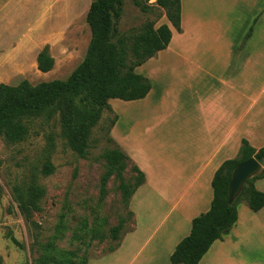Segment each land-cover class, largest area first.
I'll list each match as a JSON object with an SVG mask.
<instances>
[{"label":"crops","instance_id":"crops-1","mask_svg":"<svg viewBox=\"0 0 264 264\" xmlns=\"http://www.w3.org/2000/svg\"><path fill=\"white\" fill-rule=\"evenodd\" d=\"M92 1L0 0V83L52 80L82 30L89 45ZM166 24L169 45L135 69L151 81L149 93L109 100L117 116L110 136L145 174L129 203L134 228L111 256L119 264H170L193 219L211 208L223 162L239 155L243 139L264 147V0H181V30ZM47 45L55 65L42 72L38 55ZM146 123L151 132L169 123L171 140L136 131ZM255 186L264 192V177ZM199 264H264V207L240 203L236 224Z\"/></svg>","mask_w":264,"mask_h":264},{"label":"rangeland","instance_id":"rangeland-1","mask_svg":"<svg viewBox=\"0 0 264 264\" xmlns=\"http://www.w3.org/2000/svg\"><path fill=\"white\" fill-rule=\"evenodd\" d=\"M140 1L145 10L133 0H124L123 13L116 20L117 31L113 37L116 43L124 39L129 64L138 59L132 51L135 38L149 24L158 28L167 20L156 0ZM81 33V41L71 45L68 53L64 52L65 58L55 66L54 75L46 79L65 80L83 61L88 42L84 40L83 30ZM41 79L35 78L32 83L37 84ZM119 101L114 100L121 114L123 107ZM115 117L113 110L103 111L101 119L91 129L85 155L71 147L59 111L27 118L30 132L23 141L7 142L0 135L2 264H36L41 247L49 241H54L61 249L76 250L80 256H88V264H119L111 257L117 249L107 252L116 243L110 235L111 228L124 220L120 232L123 235L134 228L135 217L124 202L120 179L115 172L107 181V195L101 196L102 180L108 171L104 154L116 146L109 135ZM149 130L148 123L141 129L136 127L137 132L154 137L158 142L171 140L169 123L163 131ZM46 163L53 166L49 173L45 171ZM133 166L128 161L122 173L128 183L134 182L137 175ZM34 186L45 190L35 205L30 201ZM240 203L247 205L246 201Z\"/></svg>","mask_w":264,"mask_h":264},{"label":"trees","instance_id":"trees-1","mask_svg":"<svg viewBox=\"0 0 264 264\" xmlns=\"http://www.w3.org/2000/svg\"><path fill=\"white\" fill-rule=\"evenodd\" d=\"M134 3L145 10L140 0ZM148 2L150 0H144ZM124 0H93L87 13V23L91 29V40L83 61L65 79L42 81L37 84L23 80L16 85L0 83V135L7 142L16 143L26 139L30 128L26 119L44 112H60L67 129L71 147L80 155H85L89 147L92 127L101 119L105 109L112 110L109 100H137L144 98L152 88L151 81L135 71L136 67L154 57L165 49L172 37L168 24L158 28L149 24L144 32L135 38L132 51L137 60L127 63V48L124 39L113 41L116 34V20L123 13ZM163 8L171 24L181 30V0H156ZM255 19L247 32L242 47L253 35L258 22ZM55 59L49 46L38 55V68L42 72L53 69ZM117 116L111 124L115 123ZM110 127V130H111ZM110 135V131H109ZM112 142L113 139L110 136ZM116 145V144H115ZM108 171L103 177L101 196L107 195L106 184L115 172L120 179V189L124 202L128 205L136 190L145 182V174L134 165L136 172L134 182L128 183L123 177V170L130 157L118 146L105 152ZM255 157L262 162L264 147L253 148L246 139L242 140L239 155L226 160L219 167L212 180L214 197L211 208L196 216L192 222L191 233L184 237L171 255L172 264H199L216 240H222L238 220V204L246 201L249 208L258 212L264 207V192L257 189L255 181L264 177V169L250 178L243 186L240 195L229 204V182L236 166ZM53 170L50 163L45 164L47 173ZM45 193L44 188L34 186L30 201L33 205ZM133 214V212L131 211ZM125 221L111 228L110 235L116 240L107 252L115 251L122 242L120 235ZM36 264H88L89 257L80 256L76 250L59 248L54 241L43 245ZM3 258L0 255V264Z\"/></svg>","mask_w":264,"mask_h":264},{"label":"water","instance_id":"water-1","mask_svg":"<svg viewBox=\"0 0 264 264\" xmlns=\"http://www.w3.org/2000/svg\"><path fill=\"white\" fill-rule=\"evenodd\" d=\"M262 170V164L255 157L236 166L229 182V204H232L240 195L246 182Z\"/></svg>","mask_w":264,"mask_h":264}]
</instances>
